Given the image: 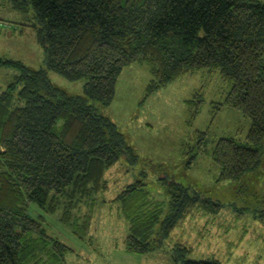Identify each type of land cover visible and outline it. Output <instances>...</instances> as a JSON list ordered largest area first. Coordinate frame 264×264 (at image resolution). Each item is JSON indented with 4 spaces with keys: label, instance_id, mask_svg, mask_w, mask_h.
Returning a JSON list of instances; mask_svg holds the SVG:
<instances>
[{
    "label": "trees",
    "instance_id": "obj_1",
    "mask_svg": "<svg viewBox=\"0 0 264 264\" xmlns=\"http://www.w3.org/2000/svg\"><path fill=\"white\" fill-rule=\"evenodd\" d=\"M9 1L24 19L33 9L46 57L39 69L0 57V66L16 70L13 81L0 88V264H53L69 252L48 233L43 214L29 213L31 204L47 214L59 212L78 234L79 225L90 232L97 199L110 188L108 171L123 156L136 159L117 124L95 102L112 101L120 73L134 62L149 64L150 92L188 73L219 71L231 84L223 107L252 122L247 144L233 136L216 143V181L240 179L261 164L264 0ZM6 20L3 29L12 27ZM48 70L85 79L83 93L55 87ZM162 180L173 190L165 216L164 205L152 206L142 180L127 184L112 200H120L128 221V251L144 254L161 246L152 239L156 228L167 236L195 207L216 211L222 206L206 196L207 189L205 194ZM172 252L173 264H222L188 258L181 245Z\"/></svg>",
    "mask_w": 264,
    "mask_h": 264
},
{
    "label": "rangeland",
    "instance_id": "obj_2",
    "mask_svg": "<svg viewBox=\"0 0 264 264\" xmlns=\"http://www.w3.org/2000/svg\"><path fill=\"white\" fill-rule=\"evenodd\" d=\"M12 8L9 0H0V18L12 22L11 28L0 27V57L32 69L44 67V36L39 23L33 26V9L24 19ZM15 74V69L0 66V88L8 86ZM48 77L68 94L83 93L85 79L71 80L52 70ZM151 79L149 64L134 62L120 73L112 101L95 102L98 111L117 124L136 159L131 162L123 156L108 171L110 188L97 199L90 232L79 225L78 234L59 212L47 214L35 204L29 206L33 217L45 216L48 233L70 247L66 257L53 264H173L172 251L180 245L191 259L264 264V139L261 164L255 170L240 179L216 181L220 173L212 158L216 143L233 136L247 144L252 122L241 111L223 107L231 84L219 71L208 69L177 77L154 92L148 90ZM163 177L191 187L190 191L207 189L206 196L222 206L216 211L195 207L167 236L156 228L152 239L162 241L161 246L144 254L128 251V221L120 200H112L127 184L142 180L151 192L152 206L164 205L165 216L173 190Z\"/></svg>",
    "mask_w": 264,
    "mask_h": 264
},
{
    "label": "built area",
    "instance_id": "obj_3",
    "mask_svg": "<svg viewBox=\"0 0 264 264\" xmlns=\"http://www.w3.org/2000/svg\"><path fill=\"white\" fill-rule=\"evenodd\" d=\"M9 26V22L0 18V27Z\"/></svg>",
    "mask_w": 264,
    "mask_h": 264
}]
</instances>
